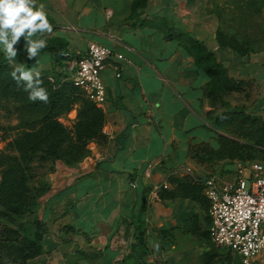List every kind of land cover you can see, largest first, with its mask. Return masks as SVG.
Returning <instances> with one entry per match:
<instances>
[{
	"label": "crops",
	"instance_id": "crops-1",
	"mask_svg": "<svg viewBox=\"0 0 264 264\" xmlns=\"http://www.w3.org/2000/svg\"><path fill=\"white\" fill-rule=\"evenodd\" d=\"M134 1L35 0L53 26L46 39L61 40L73 56L96 42L123 59L109 58L100 72L104 140L91 141L89 154L78 164L57 163L47 174L40 201L47 225L43 250L26 264H134L131 216L141 191L151 248L145 261L186 264L200 243L198 233L209 229L203 188L202 200L160 199L158 190L162 184L172 187L169 176H228L205 175L204 164L192 153L205 143L217 146L219 130L209 123V111L243 109L264 118V35L261 45L238 54L218 44L220 20L202 8L201 0H143L133 6ZM180 32L211 51L238 89L223 91L216 82L209 96L211 76L178 38L166 37Z\"/></svg>",
	"mask_w": 264,
	"mask_h": 264
},
{
	"label": "trees",
	"instance_id": "trees-1",
	"mask_svg": "<svg viewBox=\"0 0 264 264\" xmlns=\"http://www.w3.org/2000/svg\"><path fill=\"white\" fill-rule=\"evenodd\" d=\"M142 3L143 0H135L133 6ZM167 38H178L180 42L191 51L194 62L205 70L210 76L208 95H212V86L217 82L222 85L223 91L238 89V82L233 81L226 75L225 69L217 62L213 53L199 41L183 33L167 34ZM44 39L47 46L40 52L48 51L51 54L52 65L49 70L40 72L41 86L47 90L48 103L30 102L28 93L23 90V84L17 85L12 78V72L15 67L11 66L7 58L0 57V99H14L18 103L19 122L24 129L19 139L16 141V148L23 158L37 157L40 159H60L66 164H72L80 159L84 153V143L89 137L97 141L104 140L102 125L104 114L102 109L85 96L83 91L66 80V64L64 60L73 55L67 52L65 43L56 38L46 39L44 33H37L35 39ZM215 38L220 46L228 47L238 54H247L251 49L247 40H240L236 36L225 33L217 28ZM34 39V40H35ZM18 52L22 47L25 52V66L28 67L32 59L27 58L25 50V40L22 37L17 45ZM62 68L63 74L55 70ZM28 69V68H27ZM26 69V70H27ZM49 76L52 80H49ZM75 104H77L76 122L71 132L66 128L58 118L67 113ZM208 119L212 124L229 133L246 139L248 142H237L228 137L217 134L215 136L216 144L219 147L215 149L211 144L205 143L201 147L193 148L192 153L199 160L208 158L212 155H220L222 151L221 143L228 154L236 155L241 161L245 158H254L257 156L264 159V118L249 113L243 109H227L221 111H209ZM44 143V145H41ZM250 150V153L246 151ZM254 151V152H251ZM261 154V155H258ZM261 159V160H262ZM260 160V159H253ZM52 169V168H51ZM11 181L14 185H21L24 177L22 166L18 163L9 167ZM168 181L172 184L171 188L161 187L158 190L160 199L171 198L175 196H188L193 199L202 200V184L189 177L169 176ZM22 202L13 200L11 193H8L2 200L3 211L20 212L24 211L26 206ZM147 204L144 193L137 192L135 200V210L131 216V225L133 228L130 244V253L135 259L134 264H149L144 257L148 253V245L145 238L142 214L146 210ZM208 203L206 205V209ZM34 230L32 234L22 237L17 243L0 246V264L25 263L28 258H32L41 251V239L46 232V226L38 218L33 219ZM209 232V229L207 230ZM217 245V244H216ZM226 248V247H225ZM230 251L228 248H226ZM231 252V251H230ZM224 264H229L224 263Z\"/></svg>",
	"mask_w": 264,
	"mask_h": 264
},
{
	"label": "rangeland",
	"instance_id": "rangeland-1",
	"mask_svg": "<svg viewBox=\"0 0 264 264\" xmlns=\"http://www.w3.org/2000/svg\"><path fill=\"white\" fill-rule=\"evenodd\" d=\"M191 1L194 2L199 0ZM201 3L202 8L205 7L208 12L217 13L220 20V28L225 33L234 35L240 40L249 41L251 47L253 45L262 44L264 35V0H201ZM204 3L206 6H204ZM35 36H33L32 39H35ZM50 55L48 51L39 52L38 57L32 59L29 66L26 67L25 52L21 47L17 58L11 62L8 60V62L13 67L22 64L25 69H31L33 66L37 65L41 72L49 70L51 67L52 62L50 61ZM0 57L7 58L3 50V45H0ZM49 61L51 65H49ZM55 71L61 75L64 72L62 68ZM48 78L52 80L51 76ZM76 113L77 104L58 118V120L71 132L76 122ZM209 123L219 130V132H216V135L221 134L240 143L248 142L246 139L229 133L227 129L215 126L210 120ZM23 131L24 129L19 122L17 101L12 98L7 100L0 99V246L17 243L22 237L32 234L34 230V217L44 223L47 231L46 222L40 216L41 197L45 193L48 185L46 178L47 174L53 170L57 163L73 166L81 162L89 154V143L96 140L93 137L87 138L84 143V155L72 164H66L60 159L52 161L50 159H40L34 156L25 159L20 155L15 145ZM210 134L214 135L215 133L211 132ZM220 143L222 150L224 149L225 151L219 154L224 156L212 155L200 161L205 166L206 170L204 174L207 176H214V174L220 172L222 174L227 173L228 176L236 175L238 171L251 160L262 159V157L257 156L251 159L245 158L244 161H241L238 156L232 154L230 156V154L226 152L227 150L224 147L223 140L222 142L220 141ZM41 145H44V143ZM213 147L215 149L219 148L216 145H213ZM246 152L247 153H244V155L250 153V150ZM258 155L261 154L258 153ZM262 160L264 161V159ZM17 163L22 166L24 177L23 183L18 186L12 183L11 174L9 173V167ZM185 176L188 177L187 175ZM8 193H11L13 200L18 203L22 202L24 199L23 204L26 206L24 211H3L2 200H4ZM206 205L207 199L205 202V209ZM198 237L200 243L192 247L191 255L186 261V264H224L227 262L229 264H244L240 256L228 251L225 247L216 245L206 227L198 233ZM148 248V253L145 255L146 258L151 253L150 246H148ZM42 250L41 243L40 253L32 258H28L26 262L40 255ZM69 251H71V249L66 250V254ZM26 262L20 264H26ZM6 264L12 263L7 262ZM64 264L71 263L66 262ZM248 264H264V256H258Z\"/></svg>",
	"mask_w": 264,
	"mask_h": 264
},
{
	"label": "built area",
	"instance_id": "built-area-1",
	"mask_svg": "<svg viewBox=\"0 0 264 264\" xmlns=\"http://www.w3.org/2000/svg\"><path fill=\"white\" fill-rule=\"evenodd\" d=\"M111 57L123 59L111 48L89 42L84 54L67 60L64 78L99 106L105 100L100 72ZM114 69L119 77V67ZM194 180L202 184L208 202L209 234L214 243L240 256L244 264L264 256V161L251 160L236 175Z\"/></svg>",
	"mask_w": 264,
	"mask_h": 264
},
{
	"label": "clouds",
	"instance_id": "clouds-1",
	"mask_svg": "<svg viewBox=\"0 0 264 264\" xmlns=\"http://www.w3.org/2000/svg\"><path fill=\"white\" fill-rule=\"evenodd\" d=\"M53 26L41 5L35 6V0H0V45L11 62L18 56L15 47L23 37L28 59L38 57L40 50L47 44L44 39H32L37 33H51ZM12 78L17 85L23 84L30 102L48 103L47 90L41 86L40 70L37 65L25 69L23 65L15 67Z\"/></svg>",
	"mask_w": 264,
	"mask_h": 264
}]
</instances>
